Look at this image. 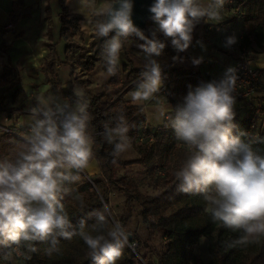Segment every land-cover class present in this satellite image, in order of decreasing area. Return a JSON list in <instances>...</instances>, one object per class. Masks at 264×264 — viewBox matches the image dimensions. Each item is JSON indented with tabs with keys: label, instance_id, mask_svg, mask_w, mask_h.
I'll return each instance as SVG.
<instances>
[{
	"label": "clouds",
	"instance_id": "9594fccd",
	"mask_svg": "<svg viewBox=\"0 0 264 264\" xmlns=\"http://www.w3.org/2000/svg\"><path fill=\"white\" fill-rule=\"evenodd\" d=\"M76 14L94 23L97 37L107 38L103 45L106 77L114 76L120 68V54L124 40L131 36L143 43L137 48L146 61L140 80L130 93L133 102L155 100L166 102L160 94L167 79L159 57L170 41L176 53L189 49L196 26L204 21L219 23L226 0H153L147 11L155 27L149 36L132 19L133 0H77ZM162 38H157V34ZM238 42L235 35L225 37L223 47ZM204 49L201 40L196 41ZM184 62V57H172ZM203 57L191 58L199 66ZM236 70L229 67L219 78L188 86L182 103L166 115L167 126L185 149V159L174 172L177 191L202 195L205 212L212 223L240 235L225 241L228 248L261 243L264 238V151L253 143L264 144V137L245 141L244 132L237 134L235 106ZM77 98L54 94L38 99L31 111L30 132L12 160L0 161V248L16 249L24 246L36 252V244L48 242L46 252L58 251L60 239L71 240L79 235L88 249L92 264H117L131 232L116 220L109 224L105 213L110 209L103 201L102 210H93V235L83 231L81 219L77 233L62 201L72 193L69 185L80 181L81 173L89 168L94 153V138L88 132L90 115L83 89H73ZM130 125L121 113L114 126H105L104 136L113 145V157H119L132 147L128 136ZM115 162V160L113 161ZM80 207H86L77 196ZM106 233V234H105ZM29 258V257H26Z\"/></svg>",
	"mask_w": 264,
	"mask_h": 264
},
{
	"label": "trees",
	"instance_id": "16d2710c",
	"mask_svg": "<svg viewBox=\"0 0 264 264\" xmlns=\"http://www.w3.org/2000/svg\"><path fill=\"white\" fill-rule=\"evenodd\" d=\"M66 1L60 0L62 8L60 34L62 37L69 30L74 32L81 30L82 17L78 14H70ZM233 5L239 9L237 15L241 16L247 25L244 27L248 31V35L244 39L245 44L249 48L251 45H255L263 51L264 56V0H234ZM17 10V1L14 0L11 15L12 22L17 21V17L13 15ZM151 22V20L148 22V26ZM144 33L151 38L149 30ZM157 38H162V35L158 33ZM105 39L107 38L100 40V37H97L94 33L86 47H80L78 44L74 45L70 41L67 42L66 51L74 47L79 49L75 61H70L68 55L65 61L70 67L71 76H73L75 68L93 71L98 64L106 72V65L102 56ZM140 43H143V41L140 40ZM125 44L126 40L123 42L122 51L124 52H126ZM49 46L50 51L45 60L46 67L55 59V45L49 44ZM2 48V45H0V49ZM163 52L178 54L171 47L170 41H166ZM125 55L127 54L125 53ZM125 67V64L120 66L117 74L110 76L108 81L113 88L119 89L115 91V99L104 100V93L93 95L88 90L85 91V99L88 101L87 110L90 115L88 132L94 138L92 146L93 159L97 163L98 173L89 176L90 180L81 174L79 182L69 185L73 189L72 193L62 201L77 233L81 230V219H85L88 220V224L86 222L82 230L95 235L96 233L92 230V226L96 222L95 217H89L88 213L93 210H102L101 201L107 204L110 209V195L118 192L125 197L122 213L117 216L110 209L111 214L105 213V215L108 217L109 224L113 220L119 221L126 230L133 211L132 202L138 204L137 216L143 222H148L152 216L160 215L164 209L171 208V210L156 225L162 232L166 243L162 251L156 252V261L153 262L143 250L144 247L146 249L151 248L147 242L148 238L143 241L137 233L127 230L132 234L130 243H136L135 251L131 247H125L123 256L117 261V264H264V238L261 239L259 244L233 247L227 255L224 253L219 241H211L207 246L209 260L205 261L196 255V244L207 234L214 223L205 212L206 202L202 195L184 194L177 191L178 181L174 176V172L179 169L181 162L185 159L186 149L175 138L173 130L167 126V118L163 120L162 124L149 130L145 126L146 114L142 106L133 104L123 98L124 93L127 91L124 90L126 86L122 87V72L126 71ZM162 70L167 76L165 84L169 81L164 89L167 103L171 106L168 113H171L172 108H175L177 104L182 103L189 85L195 87L201 81H209L214 78L209 74L182 69V67L175 64L164 67ZM142 71L143 68L130 66L125 76L131 77L132 81L127 86L131 82H139ZM66 96L71 102H75L77 99L72 90L67 91ZM238 101L245 102L249 105V108L245 114L235 115L234 123L237 125V134L239 132L247 133L248 135L242 137V139L245 141L253 140L251 137V124L258 116L264 114V95H262V104L259 106L253 105L251 100L249 102ZM121 113L131 126L128 136L134 142L138 154L133 160L123 161L120 156L114 158L112 155L113 145L109 144L104 136L105 126H114L115 117ZM139 134L151 135L153 139L140 141L138 139ZM24 139L10 132H2L0 135V161L14 159L24 143ZM252 146L264 151V144L253 143ZM114 160L115 162H113ZM133 164L144 167L148 181L155 189H160L158 193L153 195L143 194L132 178L128 177L126 173H119V166L127 167ZM77 196L83 198L85 208L80 207L79 201L76 199ZM226 230L235 239L240 235L239 232ZM49 247L48 242L37 243V251L28 252L24 246H21L18 249L19 255H15L16 260L19 264H92L87 254V246L79 235L73 236L71 240L60 239L57 245L58 251L52 252L51 255L46 252ZM14 253L15 246L7 249L0 248V264H11L7 256Z\"/></svg>",
	"mask_w": 264,
	"mask_h": 264
},
{
	"label": "crops",
	"instance_id": "0c3cea01",
	"mask_svg": "<svg viewBox=\"0 0 264 264\" xmlns=\"http://www.w3.org/2000/svg\"><path fill=\"white\" fill-rule=\"evenodd\" d=\"M13 1L14 0H0V45L3 47L0 49V91L2 92L0 100L2 97H4L5 100H10L9 107H4L0 104V115L1 120L3 121V123H0V129H2L1 127L14 128L17 126L30 125L32 123V121L26 120L19 122L18 115L31 114L30 110L33 107H36L38 102L34 101L30 103V106L26 110H23L25 102H19L18 98L22 88L21 86L16 85H20L22 80L25 78H37L41 74V71L44 73V77L47 82H50L52 85H56L57 83H60L59 75L57 76L59 73H56V71L58 72L56 68L62 67L60 63L55 67L51 66L55 59L49 66H47L48 68L46 67L45 60L50 51L49 44L53 43L51 41L48 42V40L42 42L40 40L38 41L42 35L45 37L55 36V31H53L54 35L51 31V22L48 21L54 17L60 18V13L62 11L60 0H16L18 10L13 14L17 17L16 22H12L11 20ZM206 2L207 0H205V3ZM97 3H100V0H97ZM36 6L38 8L39 18H45L44 24H40L41 26L39 27L37 33L34 31V27H36L37 23L35 20L36 18L31 12L32 8ZM66 6L70 14H76L75 10L78 6L77 0H67ZM234 7L233 0H226L222 10L223 20L221 22L216 23L209 21L208 23H205L204 21H201L196 28L200 32L201 41L205 46L204 49H202L199 45H191L188 50L178 54L180 57H184V62H174V64L185 70H193L202 74H209L214 78H219L227 68L233 67L235 54L227 51L225 47H223L224 43L221 40V37L214 31V27L221 26L224 30L233 28L237 32L246 27L247 25L242 20V17L234 13ZM80 16L82 17L80 26L81 23H90L89 19H91V17H89V19H85L83 15ZM65 36H63V38ZM47 47L49 48L48 52ZM200 48L202 50H200ZM39 51L41 52L39 53ZM2 54H6L7 56L4 57ZM193 57H203V62L199 66H193L191 64V58ZM253 62L256 63L258 67L264 68V56H260L258 60L253 59ZM69 75L68 81H70L72 77L71 72H69ZM137 83L138 82L134 81L125 87L124 90L127 91L124 93L123 98L125 100H129L133 104L142 106L144 102H133L130 97V93L135 90ZM14 85L16 86V89L11 93L10 90L14 87ZM64 93L66 95V91ZM259 94L260 93L254 95L251 99V103L255 106L262 104V99H256ZM159 95L161 97H165L164 91H162ZM155 103L153 102L150 106L143 109L146 114L145 124L149 130L154 129L163 122L162 121L157 126H153L149 121V114L152 113L153 115L154 111L158 110L151 109L152 105H155ZM27 104H29L28 101ZM161 104H164L165 107L167 106L163 111L167 114L171 110V106L167 103V101H162ZM248 108L249 105L245 104V102L237 101L235 113L243 115ZM165 118L166 115L163 117V120ZM9 122L14 123V125H9ZM255 122L264 125V114L258 116ZM28 134L29 133H26V136ZM84 172L88 176L98 173L97 163L94 159L90 161L89 168L85 169Z\"/></svg>",
	"mask_w": 264,
	"mask_h": 264
},
{
	"label": "rangeland",
	"instance_id": "374dc122",
	"mask_svg": "<svg viewBox=\"0 0 264 264\" xmlns=\"http://www.w3.org/2000/svg\"><path fill=\"white\" fill-rule=\"evenodd\" d=\"M31 12H32V15L36 18L35 20L37 23H36V27H34L35 28L34 31H36L37 33L39 27L44 24L45 18L44 19L39 18L37 6L33 7ZM48 22H51L50 24V27L52 29L51 31L52 32L55 31V36L45 37L44 35H42L38 39V41L40 40L42 42V41L48 40V42L51 41L55 45V61L51 64V66L55 67L59 63L62 65V67L56 68V70H58V72L56 71V73H59L57 74V76L59 75L60 83H57L56 85H52L50 82H47L45 80L44 73L42 71H41V74L35 79H30V78L23 79L20 85L19 84L16 85V86H21L22 88L18 98H19V102L21 101L25 102L26 106L24 105L23 110H26L30 106V103L34 101L38 102L39 98L49 96L50 94H54L61 98H67L69 103H74V102H71L70 99L66 97L64 93L65 91L67 92L69 90L73 91L74 88L83 89L84 92L88 90L93 95L104 93L105 94L103 98L104 100L115 99L116 98L115 91L119 89H115L109 84L108 81L110 77H106V72H104L101 69V66L99 64L96 65L93 71H84L79 68H75L73 76L71 77L70 81H68V76H70L69 75L70 70H69L68 63L65 62L67 60V55L70 61H75L77 59L79 49L74 47L73 49H69L68 51H66L65 49L66 43L67 41H70L71 43H74V45L78 44L80 47L82 46L86 47L90 42L91 36L95 33L94 24L92 23L82 24L81 23L82 29L80 31L78 32L69 31L66 34V36L63 38L60 34V29H61L60 18L54 17L50 19V21ZM154 27H155L154 23L151 22L148 26V30ZM53 35H54V32H53ZM197 40H201V37H200L199 30L195 28L193 32L192 45H197L196 43ZM137 44H140V40L137 37L135 36L129 37L126 40V44H125L126 52L121 51V54H120V66H123V64L126 65L125 67L126 71L122 72V78H123L122 87L123 88L127 86V84L130 81H132L131 77L125 76L126 73L129 71L130 66H134L136 68H143L144 63L146 62L143 58V55L140 53V50L137 48ZM200 50L202 49L200 48ZM250 50H251L252 58L254 60L255 59L258 60L260 56H263V51L255 47V45H251ZM48 51H49V48L47 47V52ZM40 52L41 51H39V53ZM125 53L127 55H125ZM2 55L4 57L7 56L6 54L5 55L2 54ZM177 55L178 54L164 53L162 51V54L159 57H153V58L156 59L160 63L163 69L164 67H170L171 64H174L172 57L177 56ZM0 63H1V60H0ZM16 86L14 85V87H12V89L10 90L11 93L15 91ZM1 94L2 92L0 91V96ZM256 99H262V95L259 94L256 97ZM27 101L29 104H27ZM153 102L155 103L156 101L155 100L150 101L148 106H150ZM9 103H10V100H5L4 97H2L0 100V104L4 107H9ZM166 107L164 106V104L157 103V102L155 103V105H152L151 109L153 110L158 109V110L154 111L153 115L152 113L149 114L148 118H149L151 125L157 126L163 121V117H161V111H164ZM18 119H19V122L23 120L32 121V116L31 114H26V115L19 114ZM0 123H3V121L1 120V115H0ZM8 124L14 125V123H11V122H9ZM3 131L4 130L0 129V135ZM24 135L26 136V134ZM131 143H132L131 149H129L128 151L120 155L121 160L123 161L125 159L133 160L135 159V157L138 156L136 149H135L134 142L131 141ZM118 170L120 174L126 173L128 177L132 178L134 182L136 183L137 188L143 194L153 195L160 191V189H155L151 185V183L148 181L146 174H145L144 167H142L141 165L133 164L127 167L119 166ZM124 201H125V197L122 193H118V192L111 193L110 200H109V206H110L111 212L114 215L119 216L122 213ZM132 207H133V211L129 219V222L127 224V230L137 233L143 241L148 238L147 242L151 246V248L146 249L144 247L143 250L147 253L148 257L151 258L153 262H155L156 252L162 251L166 245L163 234L156 227V225L163 217H165L166 215L170 213L171 208L164 209L160 215L152 216L150 217V220L148 222H143L141 218L137 216V212L139 210L138 204L135 202H132ZM86 222L88 224V220ZM231 240H235L234 236L231 233H229L225 228L220 227L218 223L214 224L212 228L207 232V234L204 237H202L199 240V242L196 244L195 253L197 256L207 261L209 260V257H210L208 253V249H207L209 242L219 241L222 245V249L224 253L227 255L233 247L231 248L226 247L224 242L231 241ZM133 245L134 247H131V248H135L136 243H133ZM15 255H19V253L15 251L14 254L7 256L11 264H19V262L16 260Z\"/></svg>",
	"mask_w": 264,
	"mask_h": 264
},
{
	"label": "built area",
	"instance_id": "2783aa9c",
	"mask_svg": "<svg viewBox=\"0 0 264 264\" xmlns=\"http://www.w3.org/2000/svg\"><path fill=\"white\" fill-rule=\"evenodd\" d=\"M234 13L238 14L239 9L234 7ZM214 31L221 37V40L225 41V37L235 35L238 38V42L231 46V48H225L227 51L235 54V62L233 68L236 70L237 82L235 87L236 99L249 102L252 97L258 93L264 95V69L258 67L254 62L251 55L250 48L245 44L244 39L248 35L246 28H242L239 32L233 28L224 30L221 26L214 27ZM169 81L165 84L164 89L168 85ZM164 89L162 91H164ZM150 101H145L142 104V109H145ZM31 125V124H30ZM30 125L17 126L14 128H4L2 130L10 132L14 135L25 138L24 134L30 132ZM146 126V124H145ZM3 131V132H4ZM251 137L253 140L256 137H264V125L253 122L251 124ZM138 139L140 141L152 140V136H144L139 134ZM15 251L19 253V250L15 248Z\"/></svg>",
	"mask_w": 264,
	"mask_h": 264
},
{
	"label": "water",
	"instance_id": "95a60500",
	"mask_svg": "<svg viewBox=\"0 0 264 264\" xmlns=\"http://www.w3.org/2000/svg\"><path fill=\"white\" fill-rule=\"evenodd\" d=\"M134 7L132 13V19L134 24L143 30L144 32L148 31V22L150 21V13L147 11L148 7L153 3V0H133ZM104 38H100L103 40ZM88 180H90L89 176L83 171L82 172ZM132 239V234L129 237V241ZM133 251L134 248H132ZM139 259L144 263V261L139 257Z\"/></svg>",
	"mask_w": 264,
	"mask_h": 264
}]
</instances>
